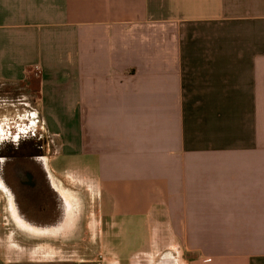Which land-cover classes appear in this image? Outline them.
<instances>
[{"label": "crops", "instance_id": "0c3cea01", "mask_svg": "<svg viewBox=\"0 0 264 264\" xmlns=\"http://www.w3.org/2000/svg\"><path fill=\"white\" fill-rule=\"evenodd\" d=\"M0 83L31 91L113 239L264 264V0H0ZM5 218L0 264H56L11 252Z\"/></svg>", "mask_w": 264, "mask_h": 264}, {"label": "flooded vegetation", "instance_id": "af4514ba", "mask_svg": "<svg viewBox=\"0 0 264 264\" xmlns=\"http://www.w3.org/2000/svg\"><path fill=\"white\" fill-rule=\"evenodd\" d=\"M26 107L29 113L0 120V193L5 211L22 236L44 241L51 234L72 242L78 232L73 222L80 217V196L53 176L44 123L30 104Z\"/></svg>", "mask_w": 264, "mask_h": 264}, {"label": "rangeland", "instance_id": "374dc122", "mask_svg": "<svg viewBox=\"0 0 264 264\" xmlns=\"http://www.w3.org/2000/svg\"><path fill=\"white\" fill-rule=\"evenodd\" d=\"M26 90L25 85L0 83V120L12 121L20 113H29V108L26 105L30 104L33 107L34 97L31 96V91H28V93ZM44 127L46 131L45 137L47 136L46 138L50 142L49 156L52 160L50 161V167L52 172V165L57 170V174L53 172V176L63 184L68 185V187L70 186L72 191L83 199V205L81 204L82 208L80 210V215L83 216V227L80 234L76 235L79 237L74 238L72 242L27 239L18 230L14 229L11 218L9 216L7 218L5 204L0 193V212L5 215L6 218L3 220L8 224L5 225L8 228H4L6 233L4 238L13 240V242L9 240L13 245L7 243V248L11 252H13L12 250L19 252L15 251V248H19L21 252L27 254L29 252H47L50 253L51 259L56 264H118L119 259L121 264H173L172 259H169L170 257L168 256V252H177L176 247L172 245L173 242L159 241L156 252H162L161 256L149 258L144 253L145 248H148V242L146 245L143 243L140 247L138 246L143 242L144 238L134 232V226H132V233H129L127 229L121 228L113 239L114 231L109 228L106 217L102 215L101 210L97 206L98 198L95 196L93 188L82 181L79 172L75 171L76 169L65 168L68 164L79 166V158L74 161L70 159L64 161V157H59L60 159L55 161L56 155H54V152L57 150L58 145L56 142H52L53 139L50 138L45 124ZM111 241L112 243H109ZM16 243L19 245H16ZM133 249L137 251L131 253ZM129 254L130 258L128 257ZM45 258H48V255L41 257L42 260Z\"/></svg>", "mask_w": 264, "mask_h": 264}]
</instances>
